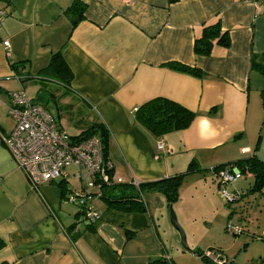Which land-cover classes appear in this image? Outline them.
Returning a JSON list of instances; mask_svg holds the SVG:
<instances>
[{"label":"crops","instance_id":"1","mask_svg":"<svg viewBox=\"0 0 264 264\" xmlns=\"http://www.w3.org/2000/svg\"><path fill=\"white\" fill-rule=\"evenodd\" d=\"M74 1L0 0V264H148L164 257L173 263L148 205L145 213L98 206L103 213L94 232L76 240L67 235L75 214L65 218L57 205L77 189L66 180L62 196L58 180L39 186L45 196L33 190L2 142L14 127L9 93L34 82L21 83L11 65L23 63L33 78L61 53L70 84L46 82L61 103L57 108L78 114L75 127L86 121V129L100 124L107 131L113 183L137 188L134 182L173 177L190 163L195 175L205 172L217 181L218 166L252 156L264 162V74L252 67L264 66V0H79L83 20L72 28L67 9ZM215 22L228 46L214 43L209 55H196L195 40ZM170 63L201 76L171 70ZM157 98L194 113L189 128L156 139L139 126L136 110ZM230 216L221 222H231ZM193 249L174 245L175 259L207 264L196 255L203 247ZM208 249L225 258L219 246Z\"/></svg>","mask_w":264,"mask_h":264},{"label":"rangeland","instance_id":"2","mask_svg":"<svg viewBox=\"0 0 264 264\" xmlns=\"http://www.w3.org/2000/svg\"><path fill=\"white\" fill-rule=\"evenodd\" d=\"M51 85L38 80L27 83L23 89L25 95L32 102L45 108L53 117L59 116L58 121L60 120L63 130L70 137L77 136L80 131L87 128L88 122L84 121L79 127H75L78 122V114L59 110L61 103L59 104L57 97H53L55 93ZM185 172L182 171L177 175ZM251 183V177L238 178L235 181L236 188L241 189L244 193L238 202L228 205L223 200L218 182L209 174L205 172L196 175L191 173L184 178L178 191V199L171 208L184 233L188 252L196 250L193 247L200 245L203 247L201 252L205 255L207 251H211L208 249L209 246H219L226 258L222 257L221 264H250L258 260L264 263V192H249L248 188ZM67 184L68 188H81V183L73 180L72 177L67 179ZM39 189L41 195L45 196L43 189L41 187ZM232 190V188H227L228 193H231ZM55 194L56 192L53 195ZM150 199L148 196L147 205L149 211L159 221L157 230L160 239L168 250L173 263L180 264L179 260L175 259L174 245L180 249L179 251H182L183 248L170 224L167 203L161 196H157L158 200ZM63 202L65 203V200ZM63 202L59 206L57 205V209L61 216L64 215L65 218L70 219L79 211V208L76 205ZM92 206L98 209V206L103 207V203H93ZM224 214L231 215V222L226 225L221 222ZM236 229L239 230L238 233H234ZM174 237L176 244H174ZM217 253L222 256V253L218 251Z\"/></svg>","mask_w":264,"mask_h":264},{"label":"trees","instance_id":"3","mask_svg":"<svg viewBox=\"0 0 264 264\" xmlns=\"http://www.w3.org/2000/svg\"><path fill=\"white\" fill-rule=\"evenodd\" d=\"M168 1L169 3H174L177 0ZM84 11L85 6L79 0L74 1L67 9V14L71 16L72 28H74L78 24V22L83 20ZM214 43L220 44L224 47H227L229 43L227 34L221 31L218 22H215L214 24L209 26H204L202 35L195 40V54L199 56L209 55ZM23 67V63L11 65L15 77L18 78L21 83H25L30 80H33L34 82H37L38 80L46 82L47 79H50L62 84L63 86H68L72 79V75L68 67L64 63L60 52L54 53L51 56L49 64L37 73V77L31 78L27 72H24ZM167 67L176 72L188 74L196 78H199L201 76L198 70L191 69L179 64L170 63L167 65ZM252 67L257 68L261 74H264V66H258L254 63L252 64ZM194 117V113L186 110L180 105L160 98L151 100L143 104L136 110L134 114L135 122L156 139L162 138L163 136L171 132H181L186 130L192 124ZM53 118L57 123L59 117ZM89 138H96L100 141L102 146L103 158L104 160H108V133L105 128L100 124H94L80 133L78 136L71 137V139L74 141H84ZM194 166V163H190L187 171L184 174L175 175L169 178H163L158 181L149 183L138 184L137 188H134L131 184L113 183V170L111 169L108 171V184H102L98 187V190L100 191L99 202L103 203L105 212L109 210H115L123 213H145L147 211V197L151 194H158L165 199L169 208L177 201L179 188L184 178L187 175L193 173ZM225 169H236L239 172L240 177L245 179L251 177L252 183L249 184V192H264V162H262L258 158L252 156L247 159L237 160L232 163L218 166L214 168V171L218 173L219 171ZM248 175L249 177H247ZM67 179L59 182V186H61L62 189L64 188L61 193L62 196H64L65 194L64 190ZM81 190H84V185L82 183L81 188L74 191ZM234 192H239L240 199L242 197V194L244 193L241 189L238 190L236 186L234 187ZM88 193L89 195H95L94 190H89ZM66 196L67 195L65 194L64 198ZM92 201L93 200L89 201V206L91 207H93L91 205ZM77 207L79 208V211L74 215V223L67 229V235L72 240H76L84 232H94V224L97 223H91L86 218L87 206L78 205ZM93 210L98 211L94 207ZM196 255L200 256L202 260H204L207 264H212L207 258L204 257L201 251L196 252ZM148 264L173 263L169 259L164 257L153 260ZM250 264L264 263L258 260L255 262H251Z\"/></svg>","mask_w":264,"mask_h":264},{"label":"built area","instance_id":"4","mask_svg":"<svg viewBox=\"0 0 264 264\" xmlns=\"http://www.w3.org/2000/svg\"><path fill=\"white\" fill-rule=\"evenodd\" d=\"M248 1L255 3L254 0ZM4 16L0 11V22ZM2 46L8 50L7 41ZM9 99L8 115L14 127L9 135L2 137V142L16 166L24 173L30 187L37 190L44 183L72 177L84 185V190L69 192L64 198L65 203L87 206L86 218L91 223L100 221L101 212L94 211L89 201L100 198L98 187L108 184V171L112 169L110 161L103 158L100 141L96 138L72 140L65 131L59 129L53 116L40 105L34 104L22 89L10 92ZM163 148L162 141L156 144L158 152ZM238 178L240 174L236 169H225L217 173L218 185L227 203L240 200L239 192H227L229 186H236ZM133 185L138 187V183L134 182ZM89 190H94L95 195H89ZM238 232L234 230V233ZM204 257L212 264L223 262L217 252L207 251Z\"/></svg>","mask_w":264,"mask_h":264},{"label":"water","instance_id":"5","mask_svg":"<svg viewBox=\"0 0 264 264\" xmlns=\"http://www.w3.org/2000/svg\"><path fill=\"white\" fill-rule=\"evenodd\" d=\"M169 217H170V224L173 227L174 231L177 233L178 238H179V242H180L182 248L185 251H187L188 248H187V245H186V240H185L184 233H183V231L181 230V228L179 227V225L177 223L176 217H175V215H174V213L172 211L171 206L169 207Z\"/></svg>","mask_w":264,"mask_h":264}]
</instances>
